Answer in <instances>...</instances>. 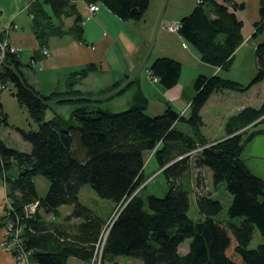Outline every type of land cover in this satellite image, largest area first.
I'll return each mask as SVG.
<instances>
[{"label":"trees","instance_id":"obj_1","mask_svg":"<svg viewBox=\"0 0 264 264\" xmlns=\"http://www.w3.org/2000/svg\"><path fill=\"white\" fill-rule=\"evenodd\" d=\"M69 1L36 0L29 5L33 32L40 45L49 35L63 32L61 25L40 22L50 21L41 5L48 4L53 15L59 18L67 14ZM86 1L101 4L123 20L141 19L149 3V0ZM80 20V16H75L68 30L83 41ZM178 24L176 32L197 50L202 62L229 69L234 52L242 42V24L225 5L202 0L181 17ZM254 26L255 34L264 29V0H260L259 20ZM254 53L256 72L245 85L218 75H198L193 81L194 95L187 117L179 116L169 106L160 115L146 114L147 99L136 75L111 97L71 101L80 105L71 111L69 118L54 113L45 120L46 109L55 107L42 104L36 96L51 100L80 93L43 95L23 76L24 86L10 70L1 66L0 83L6 87L13 84L12 95L35 124L30 130L16 128L21 138L30 144L28 153L0 140V176L12 207L11 213L3 211L0 220L16 223L15 216H18L15 226L22 227L19 242L29 251V263L95 264L91 262L99 249V264L111 263L115 256L138 259L143 264H264V241L255 248H248L254 229L264 240V180L253 174L242 158L248 142L264 132V129L248 132L264 121V102L259 107L247 106L229 116L225 122L226 136L214 142L202 135L200 116L201 108L213 91L245 92L264 79V40L255 46ZM2 60L15 66L21 74L18 56L6 51ZM95 68L94 64H89L71 73L70 79L79 80ZM147 69L162 87L170 88L178 80L181 64L162 56L155 58ZM128 77L117 80L101 94L117 88ZM127 90L132 93L125 110L112 112L88 105ZM71 118L77 125L69 123ZM177 121L187 123L191 134L175 128ZM0 124H8L5 114L0 113ZM197 147L202 148L195 155H186ZM150 152L166 178L167 192L162 197L142 196L146 181L145 158ZM190 157L194 159L195 168L211 170L214 186L225 183L232 198L227 219L216 218L222 211L221 202L202 193L195 195L200 217L196 220L189 217L190 190L181 179L190 168ZM37 176L49 182L43 196H39L35 188ZM85 184L117 207L106 235H102L105 222L78 200L79 190ZM31 202L36 203V210L25 217L23 207ZM61 206L71 207L67 218L79 220L71 233L48 223L39 213L42 210L56 216ZM236 217L242 218L238 224L232 222ZM185 240H188V249L181 254L178 247Z\"/></svg>","mask_w":264,"mask_h":264},{"label":"crops","instance_id":"obj_2","mask_svg":"<svg viewBox=\"0 0 264 264\" xmlns=\"http://www.w3.org/2000/svg\"><path fill=\"white\" fill-rule=\"evenodd\" d=\"M34 1L36 0H0V37L5 35L8 43L18 50L19 70L25 81L43 95L77 91L80 95L99 96L102 95L101 91L114 82L125 75H130L139 63L152 36L156 17L164 0H149L143 19L139 20L120 19L101 4L99 9L86 19L89 4L86 0H70L67 14L58 18L53 15L48 4H42L41 7L50 17V21L40 20V22L43 25H61L63 32L49 35L41 45L33 32L32 15L28 11L29 5ZM214 1L225 5L242 24L240 28L242 42L234 52L229 69L222 70L202 62L199 53L190 43L176 31L166 29L167 24L178 23L181 17L189 13L196 5V0H166L151 54L148 56L150 62H145L137 74L140 89L147 99L146 114L160 115L169 106L179 116L187 117L190 100L194 95L193 81L198 75H218L243 85L255 75V46L264 40V29L254 33V25L259 20L260 0ZM77 15L81 19L83 41L78 40L74 33L68 30ZM44 49L47 50L46 54L43 53ZM162 56L176 59L181 64L178 80L170 88L162 87L146 73L149 64L155 58ZM89 64H94L96 68L79 80L70 79L71 73ZM263 82L264 79L251 85L245 92L213 91L200 110L202 135L212 142L224 138L225 122L229 116L244 107H259L264 102V93L259 89ZM127 92L132 93L131 90H127L120 96L127 95ZM217 97L216 114L209 117L211 101ZM104 101L97 102L94 106L103 108L101 103ZM12 106L14 108L17 106L16 110L22 120L18 121L15 118ZM103 109L108 110V108ZM23 110L12 93L9 97L2 89L0 90V113L6 115L8 123L4 128L0 127V140L9 147H12L10 141L14 140L20 145L17 150L28 153L30 144L21 138L16 128L30 130L34 125L28 122ZM182 110H184L183 114H181ZM54 113L62 116V110L56 106L50 108L51 117ZM26 121L29 128H25ZM179 122L183 123L181 131L191 134L185 122L177 121L175 128L178 127ZM207 123L216 125L217 132L209 130V133L205 134L203 130ZM5 200L6 191L0 176V208L5 204ZM3 238L4 230L0 227V264H14L12 255L3 249L1 244Z\"/></svg>","mask_w":264,"mask_h":264},{"label":"rangeland","instance_id":"obj_3","mask_svg":"<svg viewBox=\"0 0 264 264\" xmlns=\"http://www.w3.org/2000/svg\"><path fill=\"white\" fill-rule=\"evenodd\" d=\"M163 2H165V0ZM162 6H163V3H162ZM159 13H158V16H159ZM158 16L156 17L157 19H158ZM146 62H150V59L147 58ZM14 89L15 88L13 84H9V86L7 85V87H4L2 91L3 93H5L7 96L10 97ZM259 89L260 91L264 93V90H263L264 82L263 84H261ZM226 91H229V90H226ZM130 94L131 92H127V95L125 94V96H120L121 94L116 95L114 96V98H111V99H108L102 102L101 107L108 108V110L112 112H118L121 110H125L129 106L128 104L131 98ZM217 99L218 97L214 98L211 101L212 103L211 104L212 106L210 108L211 115H209V117L216 114L215 107H216ZM79 105L80 104H76L75 102H70L68 103V105L65 103L56 104V107L62 110V116L64 118H69L71 111ZM88 105H97V104L93 103V104H88ZM16 107L17 106H15L14 108V106H12L13 108L12 113L14 116H16L15 118L18 119L19 121L22 119H21L19 112L16 110L17 109ZM23 111L24 113H26V116H27L28 114L26 110L24 109ZM50 115H51L50 108H47L44 114V119L48 120L51 117ZM27 119H28V122H30L32 125H35L29 118ZM20 122L22 123L23 121H20ZM25 123H26L25 128H29L27 121ZM69 123L71 125H77V122L73 118H71ZM182 124L183 123H180L177 127L178 130L180 131L183 130L181 128ZM0 127L4 128L5 126L1 125ZM257 129H264V121L260 124H257L256 126L249 128L248 132L257 130ZM209 130L217 132L218 128L216 125L213 126L212 123H207L203 131L206 134V133H209ZM10 142H11L12 147L16 149L20 148L19 143H15L14 140H11ZM170 153H172V150ZM242 158L245 160V164L248 167V169L253 174H255L256 176L264 180V132L255 135L252 138V140L248 142V144L245 146L243 150ZM145 161L146 162L144 165V174L146 176V181H145V188L142 191V196L143 197H146L147 195H154L157 197L164 196L167 192L166 178L164 174L161 173L159 165L155 157L153 156V152H150L148 155H146ZM193 162H194L193 157H190L189 159L190 168L188 172L184 175V177L181 179L182 183L184 184V187L187 190H190L189 191V211H188L189 217L195 220L200 217V214L198 212V209L195 203V195L197 193H202V194H209L213 199L219 200L221 202L222 211L216 218L217 219L219 218L222 220L227 219V208L230 205L232 198L226 189L225 183L221 182L214 186L212 183V178H211V170L209 168H204V167L195 168L193 166ZM34 184H35V188L39 196H43L46 193L48 186H49L48 180L42 176L35 177ZM262 198L264 199V195ZM78 200L80 203H82L84 206H86L91 211H93L96 215H98L105 222L103 230H102V235L103 233L105 234L106 228L109 226L111 219H113L115 216V210L117 207L114 206L111 200L100 198L94 192V190L90 187L89 184H85L80 188L79 193H78ZM69 209H71L70 206H61L58 209L56 216H53L51 215V213H46L42 210H39V213L44 219H46V221H48V223L50 222L52 223V225H56L57 227L64 229L67 233H71L74 231L75 226L79 220L74 219V218L72 219L67 218ZM241 220H242L241 217H236L232 219V222L235 224H238ZM263 241L264 240L259 234V232L256 229H254L252 238L248 244V248H255L257 247V245H259ZM187 249H188V240H185L179 245L178 251L179 253L183 254L187 251ZM94 261H95V264H99V249H98V252H96V256L94 257L91 263H93ZM73 263L78 264L75 261H73ZM105 264H143V263L138 259L124 257V256H115L113 260L111 261V263L106 262Z\"/></svg>","mask_w":264,"mask_h":264},{"label":"built area","instance_id":"obj_4","mask_svg":"<svg viewBox=\"0 0 264 264\" xmlns=\"http://www.w3.org/2000/svg\"><path fill=\"white\" fill-rule=\"evenodd\" d=\"M202 0H196V3H201ZM99 9V3L94 2V3H89L88 4V15L86 19L90 18L91 15L96 12ZM179 24L178 23H173V24H167L166 29L168 31H176L178 28ZM8 51L15 56H18V50L10 45L7 41V38L5 35L0 37V61L3 58L4 53ZM43 53H47V50H43ZM1 67V65H0ZM146 73L151 77V79L154 82H158L157 77L152 76L150 71L147 69ZM5 84L0 83V90L3 89ZM184 113V110L181 111V114ZM202 147H197L196 149L190 151L186 155H195L198 151L201 150ZM12 207L10 206L7 198L5 200V204L3 205L2 208H0V215L3 214V211H7V213H11ZM36 210V203L31 202L27 203L23 207L24 211V216L29 217L30 214H32ZM18 216H15V222L13 223L11 221L6 220L4 223H1L0 220V227L4 230V238L2 240V245L3 249L12 255L14 264H30L29 263V251H26L23 249L19 242V235L21 233V226H15L17 223Z\"/></svg>","mask_w":264,"mask_h":264},{"label":"water","instance_id":"obj_5","mask_svg":"<svg viewBox=\"0 0 264 264\" xmlns=\"http://www.w3.org/2000/svg\"><path fill=\"white\" fill-rule=\"evenodd\" d=\"M165 3H166V0L165 2H163V6L160 10V13H159V16H158V19L155 23V26H154V29H153V33H152V36L150 38V41L148 43V46L142 56V58L140 59L139 63L136 65V67L131 71L129 77L121 84L119 85L117 88L113 89L112 91L106 93V94H103V95H99V96H85V95H77V96H63V97H58V98H54V99H51V100H43L41 99L39 96H36V98L38 100H40V102L46 106H51V107H55L56 104L58 103H62V102H71V101H81V100H85V101H97V100H101V99H105V98H108V97H111L113 96L114 94H116L117 92H119L120 90H122L125 86H127L132 80L133 78L141 71V69L143 68L150 52H151V49H152V46L154 44V41H155V37H156V33H157V30H158V27L160 25V22H161V17H162V13H163V10H164V6H165ZM0 65L8 70L11 71V73L15 76V78L18 80V82L24 86V80H23V77L22 75L20 74V72L18 71V69L13 66V65H8L5 63L4 60H1L0 61ZM26 89L28 90V88L26 87ZM123 207V206H122ZM121 207V208H122ZM120 208V210H121ZM111 225V224H110ZM110 227V226H109ZM109 229V228H108ZM108 231V230H107ZM107 233V232H106ZM106 235V234H105Z\"/></svg>","mask_w":264,"mask_h":264},{"label":"bare ground","instance_id":"obj_6","mask_svg":"<svg viewBox=\"0 0 264 264\" xmlns=\"http://www.w3.org/2000/svg\"><path fill=\"white\" fill-rule=\"evenodd\" d=\"M70 89V88H69ZM72 90V89H71ZM67 96V95H66ZM65 103V102H64ZM68 103H70V102H68ZM68 103L66 102L65 104H67L68 105ZM58 104H60V103H58Z\"/></svg>","mask_w":264,"mask_h":264}]
</instances>
